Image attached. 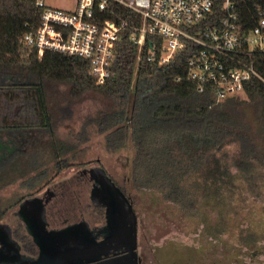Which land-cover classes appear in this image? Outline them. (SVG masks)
Wrapping results in <instances>:
<instances>
[{
    "label": "trees",
    "instance_id": "1",
    "mask_svg": "<svg viewBox=\"0 0 264 264\" xmlns=\"http://www.w3.org/2000/svg\"><path fill=\"white\" fill-rule=\"evenodd\" d=\"M236 3L239 17L246 20L253 15V6L264 5V0ZM39 14L34 0H0V189L28 174L27 183L43 178L34 190L38 192L53 176L74 165L77 145L95 137L102 138L108 153H129L126 188L118 185L127 197L128 191L152 192L194 214L203 202L233 189L236 180L247 188L264 183L261 81L252 78L245 83L243 101L235 97L217 101L209 92L175 82L185 74L189 47L165 64L147 61L149 44L158 55L160 39L145 35L139 49L130 38L137 34L133 27L139 26V16L112 2L104 18L125 21L126 26L116 44L111 76L97 86L88 75V61L81 57L46 52L41 61L33 58L23 35L35 29ZM254 60L255 69L264 76V54H255ZM53 85L65 86L62 93L55 88V94L64 96L61 101L66 106L85 96L99 100L62 143L49 139L58 126L48 103ZM62 102L56 112L60 119H67ZM35 139H43L41 144L51 142V176L48 167L38 171L45 165L42 151L32 148ZM20 142L35 154V164L6 178L7 163L23 152L20 148H26ZM3 200L0 195V205ZM22 200L16 198L17 203Z\"/></svg>",
    "mask_w": 264,
    "mask_h": 264
},
{
    "label": "rangeland",
    "instance_id": "2",
    "mask_svg": "<svg viewBox=\"0 0 264 264\" xmlns=\"http://www.w3.org/2000/svg\"><path fill=\"white\" fill-rule=\"evenodd\" d=\"M43 1L46 6L63 10H72L74 5V0ZM54 86L48 91V103L52 121L58 126L49 139L62 143L77 131L82 119L99 105V100L85 96L66 106L61 101L65 86ZM55 88L61 93L56 95ZM235 98L246 100L243 93ZM59 102L66 106L67 119H60L57 115ZM42 140L35 139L32 146L42 151L41 162L45 166L38 171L48 167V174L52 175V145L50 141L41 144ZM20 144L26 147L25 143ZM75 149L77 157L73 160L74 165L53 176L38 192L34 190L44 182L43 178L36 183H27L28 174L0 189L4 199L0 211H5L0 215V221L14 226L18 223L17 216L13 214L19 203L16 198L39 196L50 190L54 194L47 206L51 227H61L80 219L86 220L91 227H101L104 224L103 209L91 202V182L88 176L80 174V170L101 167L117 186H125L129 153L106 152L101 137L77 145ZM20 151L23 152L7 163L4 177L10 179L35 164V154L28 146L20 148ZM128 197L136 215V252L140 264H264V183L247 188L236 180L233 189L222 191L208 202H203L194 214L184 212L181 207L163 201L152 192L128 191Z\"/></svg>",
    "mask_w": 264,
    "mask_h": 264
},
{
    "label": "built area",
    "instance_id": "3",
    "mask_svg": "<svg viewBox=\"0 0 264 264\" xmlns=\"http://www.w3.org/2000/svg\"><path fill=\"white\" fill-rule=\"evenodd\" d=\"M112 2L139 16V26L133 27L137 34L130 37L139 49L145 35L160 39L158 55L149 44L147 61L165 64L189 47L185 74L175 82L209 92L217 101L243 93L252 78L264 84L254 60L255 54H264V5H254L253 15L243 20L236 0H74L72 10L34 0L39 19L35 29L23 35V43L37 61L46 52L87 60L90 80L102 85L111 76L116 44L126 26L125 21L104 18Z\"/></svg>",
    "mask_w": 264,
    "mask_h": 264
},
{
    "label": "water",
    "instance_id": "4",
    "mask_svg": "<svg viewBox=\"0 0 264 264\" xmlns=\"http://www.w3.org/2000/svg\"><path fill=\"white\" fill-rule=\"evenodd\" d=\"M83 173H87L92 181L89 198L103 208L104 224L95 233L84 219L59 229H47L43 198H26L16 213L38 248V256L31 260L20 254L19 246L11 239L8 225L0 224L1 242L13 250L10 255L0 252V262L138 264L137 222L132 203L101 167H90ZM98 236L102 238L98 240Z\"/></svg>",
    "mask_w": 264,
    "mask_h": 264
},
{
    "label": "flooded vegetation",
    "instance_id": "5",
    "mask_svg": "<svg viewBox=\"0 0 264 264\" xmlns=\"http://www.w3.org/2000/svg\"><path fill=\"white\" fill-rule=\"evenodd\" d=\"M85 169H87V168L81 169L80 174L87 177L88 176L87 173H83V170H85ZM90 182H91V186H92V181H90ZM35 196H38V195H35ZM30 197H34V196H30ZM38 197H42L43 201H44L45 216H46V220H47V226H46L47 229H59V228L65 227L66 225H69L71 223L79 221V220L73 221V222L67 223L61 227H51L49 224V221L47 219V206H48L49 202L52 200V198L54 197V194L50 190H47L45 192V194L39 195ZM21 202L18 203L16 211L13 212V214L15 216H17L18 223H16L14 226H12L6 222L0 221V224L8 225V227L10 229L11 239L14 240L17 243V245L19 246V253L28 259L34 260L38 256V248L34 244L32 238L26 232L23 222L21 221V219L19 218V216L16 213L18 210L19 204ZM3 213H5V211ZM90 228L93 229L94 233H95L97 228H99V227H91L90 226ZM101 238H102L101 236L97 237L98 240H100ZM1 241H2V237L0 235V252L5 254V255H8V254L10 255L13 250L7 244H3ZM109 256H111V255H109ZM137 257H138V254H137ZM0 264H16V263L15 262L12 263L11 261H7V262H0ZM138 264H140L139 257H138Z\"/></svg>",
    "mask_w": 264,
    "mask_h": 264
}]
</instances>
